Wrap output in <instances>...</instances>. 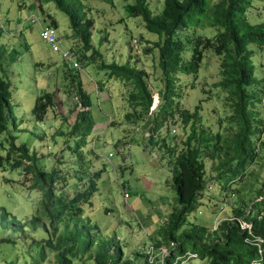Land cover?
<instances>
[{
	"label": "trees",
	"instance_id": "16d2710c",
	"mask_svg": "<svg viewBox=\"0 0 264 264\" xmlns=\"http://www.w3.org/2000/svg\"><path fill=\"white\" fill-rule=\"evenodd\" d=\"M46 1L68 17L69 29L82 44L81 48H69L79 69L64 70L71 82L67 88H74L76 95L77 112L69 132L75 146L68 150L74 162L67 165L61 154L46 170L41 165L46 153L39 155L9 137L5 155L0 154V169H20L19 185L40 197L36 213L23 221L0 210V264H44L48 255L54 257L55 264H183L193 258L205 264H264V63L259 67L257 60L264 57V17L257 16V23L249 18L253 9L259 10L256 0H163L157 12L148 0H123L128 17L140 18L145 30L156 36L153 41L145 40L147 47L142 49L146 58L155 62L153 83L143 63L136 67L102 59L96 46L104 40L94 44L95 21L90 7L80 0ZM37 8L42 5L38 3ZM46 26L56 29V25ZM206 28L215 29L217 34L201 35L200 30ZM143 39L128 42L132 55L133 46ZM208 52L218 57L219 81L208 91L201 89L207 98L198 99L191 111L184 108L181 98L189 85L193 90L200 88V72ZM16 55L9 54L10 63L16 62ZM95 63L106 83L111 79L121 83L123 121L148 131L149 136L143 139L162 150L161 159L167 160L177 194L178 207L150 236V248L138 246L133 253L116 236H105L98 225L84 217L92 208L97 182L108 167L103 164L92 170L93 164L83 151L96 122L82 70ZM9 88L10 83L0 77V135L9 123L16 126ZM94 90L102 94L101 88L94 86ZM214 90L224 97L226 107V116L218 118L217 128L206 125L201 115L203 103L212 98ZM105 96L113 99L110 92ZM55 107L56 94L41 91L32 109L34 121L44 122ZM215 182L222 185L223 197L241 194V201L230 206L233 216L212 228L196 224L185 228L187 217L204 204L206 190ZM235 183L240 187L228 196ZM71 189L73 194L66 193ZM243 193L249 195L248 200ZM19 248L21 255L16 254Z\"/></svg>",
	"mask_w": 264,
	"mask_h": 264
},
{
	"label": "rangeland",
	"instance_id": "374dc122",
	"mask_svg": "<svg viewBox=\"0 0 264 264\" xmlns=\"http://www.w3.org/2000/svg\"><path fill=\"white\" fill-rule=\"evenodd\" d=\"M80 2L91 9V16L95 21L94 44L97 45L101 38L104 40L96 46V51L102 55V59L107 63H125L136 67L143 63L142 67L152 76L150 80L153 83L152 79L157 76L152 70L155 62L147 59L149 56L146 58L142 49L147 47L145 40L153 41L156 36L145 30L141 19L128 17L123 0H113L112 4L104 0ZM38 3L40 7L42 5L40 10L37 8ZM38 3L35 0H0V55L3 68L0 70V77L10 83L8 96L16 125L9 123L6 131L0 135V154L5 155L9 137L13 136L16 144H25L39 155L46 153V159L42 160L41 165L50 170L52 160L55 161L56 156L61 154L64 156L60 158H63L67 165L74 162L68 150L69 146H75L69 132L77 112L76 95L74 88H67L71 82L64 72L67 67L63 64L60 54L51 51L50 46L39 39L40 27L45 24L56 25L62 49L81 48L82 44L69 29L66 15L57 10L51 2L38 0ZM148 3L154 12H157L162 9L163 0H148ZM254 5L259 10L253 9L249 18L253 23H257L260 22L257 16L264 17V0H256ZM89 16L90 13H86V17ZM32 18L37 20L35 24L30 23ZM200 34L214 37L217 31L206 28L200 30ZM140 37L144 39L133 46L132 55L128 42ZM10 53L17 54L16 62L10 63ZM130 55L133 57L130 58ZM206 56L200 72V88L193 90L189 85L191 89L188 87L181 98L184 108L191 111L198 105V99L207 98L201 89L208 91L219 81V65L216 59L218 57L212 56V52L206 53ZM257 60L260 67L261 63H264V57L259 56ZM96 67V63L90 64L82 70V82L86 85L84 89L92 102L91 111L96 122L83 151L87 154L91 166L93 164L92 170L101 168L103 164L108 167L97 182L98 191L92 198V208L90 211L86 210L84 217L92 224L98 225L105 236H116L127 250L133 253V248L138 246L143 248L146 244L144 247L150 248V236L163 227L164 217L178 207L177 194L167 160L161 159L162 150L150 146L148 140L143 139L149 136L148 131L141 125L133 127L123 121L121 83L115 79L106 83ZM158 74L160 81L159 68ZM185 77L193 80L192 77ZM93 85L97 86V90L101 88L102 94L98 95ZM43 90L56 94V107L49 110L44 122L38 123L33 119L32 109L36 97ZM109 92L113 99L107 100L105 95H109ZM201 115L206 125H214L217 128L218 118L226 116L224 97L214 90L212 98L203 103ZM111 122H114L113 126ZM176 129L182 137L179 126ZM52 136H55L54 139ZM40 137L43 138L42 141ZM130 140H133L131 144H123ZM115 144L119 148H116ZM62 150L67 151L62 153ZM109 153L113 156L109 157ZM20 180V169H0V210L4 209L17 220L23 221L36 213V203L40 195L22 188L19 185ZM209 186L204 204L187 217L185 228H189L191 224L212 228L233 216L230 206L241 201V194L234 196L231 190L240 186L235 183L227 193L232 197L227 198L222 195L220 183H210ZM125 190L130 194L128 199L124 197ZM66 193L73 194L74 189ZM243 194L248 200L249 195ZM2 234L0 232V236ZM16 254L21 255L22 248H19ZM44 264H55L54 257L48 255ZM183 264L205 263L193 258L184 260Z\"/></svg>",
	"mask_w": 264,
	"mask_h": 264
},
{
	"label": "built area",
	"instance_id": "2783aa9c",
	"mask_svg": "<svg viewBox=\"0 0 264 264\" xmlns=\"http://www.w3.org/2000/svg\"><path fill=\"white\" fill-rule=\"evenodd\" d=\"M36 19L32 18L30 20V23L35 24ZM39 39L44 42L46 45H49L52 49L51 51L59 53L63 64L67 66V69L69 70H76L79 69L78 62L76 61L77 57L74 56V54L69 49H62L60 47L59 41H58V35L56 33V29L51 26H44L40 29L39 32ZM111 153H109V156L111 157ZM125 199H128L130 196L126 192L124 194ZM166 248H163V251L167 253ZM194 257V256H191Z\"/></svg>",
	"mask_w": 264,
	"mask_h": 264
},
{
	"label": "crops",
	"instance_id": "0c3cea01",
	"mask_svg": "<svg viewBox=\"0 0 264 264\" xmlns=\"http://www.w3.org/2000/svg\"><path fill=\"white\" fill-rule=\"evenodd\" d=\"M45 25H42L41 27H40V29L42 28V27H44Z\"/></svg>",
	"mask_w": 264,
	"mask_h": 264
}]
</instances>
